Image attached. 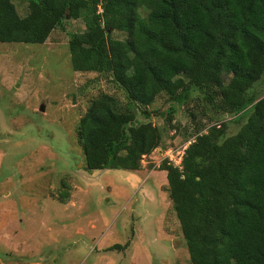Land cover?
Here are the masks:
<instances>
[{
    "label": "trees",
    "instance_id": "1",
    "mask_svg": "<svg viewBox=\"0 0 264 264\" xmlns=\"http://www.w3.org/2000/svg\"><path fill=\"white\" fill-rule=\"evenodd\" d=\"M24 1L19 16L0 0V42L41 43L51 21L82 17L85 30L68 43L73 70L109 73L139 105L159 93L180 102L192 85L223 112L247 110L234 133L210 126L179 167L163 160L160 169L190 264H264V94L248 93L264 73V0ZM133 119L105 93L91 99L75 127L86 169L134 168L158 146V129Z\"/></svg>",
    "mask_w": 264,
    "mask_h": 264
},
{
    "label": "rangeland",
    "instance_id": "2",
    "mask_svg": "<svg viewBox=\"0 0 264 264\" xmlns=\"http://www.w3.org/2000/svg\"><path fill=\"white\" fill-rule=\"evenodd\" d=\"M12 2L25 15L26 2ZM85 28L84 18L65 17L51 21L41 43L0 42V264H190L163 155L176 158L210 126L234 133L248 106L243 115L223 112L192 85L180 102L165 93L147 105L130 101L109 73L72 69L68 43ZM101 93L130 107L132 124L159 131L158 146L134 168L84 167L75 127ZM248 93L264 94V73Z\"/></svg>",
    "mask_w": 264,
    "mask_h": 264
},
{
    "label": "built area",
    "instance_id": "3",
    "mask_svg": "<svg viewBox=\"0 0 264 264\" xmlns=\"http://www.w3.org/2000/svg\"><path fill=\"white\" fill-rule=\"evenodd\" d=\"M98 11H100V9H98ZM183 150H181L180 152H177V157H171L169 150L165 152V154L163 155L164 158H167V160L169 162H171L174 166L179 167L180 166V160H181V155H182Z\"/></svg>",
    "mask_w": 264,
    "mask_h": 264
},
{
    "label": "water",
    "instance_id": "4",
    "mask_svg": "<svg viewBox=\"0 0 264 264\" xmlns=\"http://www.w3.org/2000/svg\"><path fill=\"white\" fill-rule=\"evenodd\" d=\"M39 109L42 110V106H39Z\"/></svg>",
    "mask_w": 264,
    "mask_h": 264
}]
</instances>
